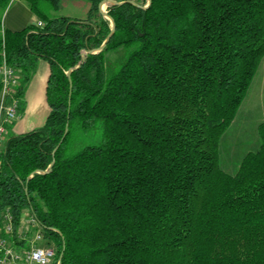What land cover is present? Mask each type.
<instances>
[{"label":"trees","instance_id":"16d2710c","mask_svg":"<svg viewBox=\"0 0 264 264\" xmlns=\"http://www.w3.org/2000/svg\"><path fill=\"white\" fill-rule=\"evenodd\" d=\"M13 1L0 0V67L17 69L22 99L39 62L50 68L45 124L0 153L14 249H29L16 236L27 214L52 264H264V121L234 173L221 163L264 57V0L123 1L110 19L100 0L86 19L20 0L44 24L11 31Z\"/></svg>","mask_w":264,"mask_h":264},{"label":"rangeland","instance_id":"374dc122","mask_svg":"<svg viewBox=\"0 0 264 264\" xmlns=\"http://www.w3.org/2000/svg\"><path fill=\"white\" fill-rule=\"evenodd\" d=\"M138 4V3H137ZM141 5H148L147 0H141ZM147 4V5H146ZM114 5V4H110ZM104 12H107L106 5H99ZM68 10V9H67ZM56 13V12H55ZM57 15V14H56ZM107 18V17H106ZM37 19L44 24V20L37 16ZM109 19V18H107ZM38 24V23H37ZM32 25V24H31ZM33 78V77H32ZM31 78V80H32ZM29 81L27 87L29 86ZM43 102V103H42ZM40 105L36 106L37 111L41 118H45L49 114V106L47 100H43ZM30 103L23 100L20 108V116L30 108ZM33 108V107H31ZM264 121V57L261 59L257 73L253 80V83L249 89L248 96L245 99L238 115L231 125V127L225 133L222 141L221 148V163L222 166L229 172L234 173L238 169V164L242 158L249 152L257 148L259 143L258 126ZM37 122V128L42 127L45 123L43 121ZM10 135V134H9ZM101 141V133H96L84 136L81 142V147L86 145H98ZM38 226L31 222V219L27 214L24 215L20 227L17 230L16 236L19 241L27 240L28 246L31 245L37 235L43 237V233ZM38 246L50 247L55 250L53 245L48 244L46 240L40 241Z\"/></svg>","mask_w":264,"mask_h":264},{"label":"built area","instance_id":"2783aa9c","mask_svg":"<svg viewBox=\"0 0 264 264\" xmlns=\"http://www.w3.org/2000/svg\"><path fill=\"white\" fill-rule=\"evenodd\" d=\"M39 27L43 23H38ZM21 78L17 69L13 68L6 59L0 67V153L10 136V129L20 117V108L23 99L19 96ZM35 225L36 221L31 219ZM14 233L12 215L7 212L3 216V224L0 228V264H52L56 252L53 248L42 247L37 244L43 240L37 235L29 249L17 251L7 238Z\"/></svg>","mask_w":264,"mask_h":264},{"label":"crops","instance_id":"0c3cea01","mask_svg":"<svg viewBox=\"0 0 264 264\" xmlns=\"http://www.w3.org/2000/svg\"><path fill=\"white\" fill-rule=\"evenodd\" d=\"M123 1H134L140 4L141 0H100L99 5L104 4L107 7L112 3H121ZM147 2L149 3V0H147ZM91 5V0H63L59 11L56 13L54 12L52 16H66L77 19H86L88 17ZM39 22L41 21L37 19V15L31 11L25 2L20 0H14L3 17L4 27L11 31H21L29 25H35ZM49 73L50 68L48 63L45 61H40L37 71L33 76L29 86L26 88L23 97L25 103L27 100L28 103H30V106L33 108L30 107L26 113L19 117L16 123L11 127L10 135H20L27 133L37 129L38 121H41L40 123L46 121L45 118L40 117L36 106L40 105V103L46 99Z\"/></svg>","mask_w":264,"mask_h":264},{"label":"water","instance_id":"95a60500","mask_svg":"<svg viewBox=\"0 0 264 264\" xmlns=\"http://www.w3.org/2000/svg\"><path fill=\"white\" fill-rule=\"evenodd\" d=\"M130 3H132L133 5H135V6H138V7H141L140 5H138L136 2H134V1H129ZM112 4H117V3H112ZM150 5V0H149V3H148V5L147 6H144L143 8L144 9H146L148 6ZM100 12L105 16V17H107V18H109L110 19V17L107 15V12H104L103 10H102V8L100 7ZM112 21V20H111ZM112 26H113V30L115 29V24H114V22L112 21ZM105 47V43L102 45V47L98 50V51H96V52H99L100 50H102L103 48ZM92 53H95V52H92ZM72 71H70L68 74H70ZM51 167V166H50Z\"/></svg>","mask_w":264,"mask_h":264}]
</instances>
